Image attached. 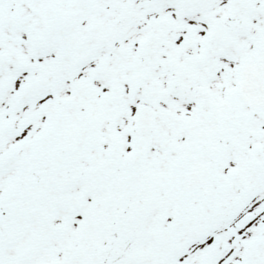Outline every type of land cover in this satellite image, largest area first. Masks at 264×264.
<instances>
[{
    "label": "snow or ice",
    "instance_id": "snow-or-ice-1",
    "mask_svg": "<svg viewBox=\"0 0 264 264\" xmlns=\"http://www.w3.org/2000/svg\"><path fill=\"white\" fill-rule=\"evenodd\" d=\"M0 264H264V0H0Z\"/></svg>",
    "mask_w": 264,
    "mask_h": 264
}]
</instances>
